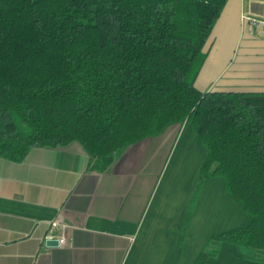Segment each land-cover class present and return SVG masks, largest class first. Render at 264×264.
<instances>
[{
	"label": "trees",
	"instance_id": "16d2710c",
	"mask_svg": "<svg viewBox=\"0 0 264 264\" xmlns=\"http://www.w3.org/2000/svg\"><path fill=\"white\" fill-rule=\"evenodd\" d=\"M225 2L0 0V156L78 140L103 171L126 145L188 121L207 156L185 228L204 179L220 176L252 219L210 240L253 246L260 257L242 264H264L263 121L241 92L194 84Z\"/></svg>",
	"mask_w": 264,
	"mask_h": 264
},
{
	"label": "crops",
	"instance_id": "0c3cea01",
	"mask_svg": "<svg viewBox=\"0 0 264 264\" xmlns=\"http://www.w3.org/2000/svg\"><path fill=\"white\" fill-rule=\"evenodd\" d=\"M243 16L264 19V0H226L194 84L241 92L264 124V37ZM206 156L185 120L126 145L103 171L88 167L78 140L30 147L20 161L0 156V264H194L215 247L204 264L260 257L210 240L252 219L220 176L204 179L185 228ZM60 236L63 245L45 244Z\"/></svg>",
	"mask_w": 264,
	"mask_h": 264
},
{
	"label": "built area",
	"instance_id": "2783aa9c",
	"mask_svg": "<svg viewBox=\"0 0 264 264\" xmlns=\"http://www.w3.org/2000/svg\"><path fill=\"white\" fill-rule=\"evenodd\" d=\"M242 19L248 22V24L252 27L255 35L259 37H264V19L247 17V16H243ZM56 241H57L56 244L63 245L64 244L63 236L56 238Z\"/></svg>",
	"mask_w": 264,
	"mask_h": 264
},
{
	"label": "water",
	"instance_id": "95a60500",
	"mask_svg": "<svg viewBox=\"0 0 264 264\" xmlns=\"http://www.w3.org/2000/svg\"><path fill=\"white\" fill-rule=\"evenodd\" d=\"M57 243L56 239L49 238L45 240V244L47 245H55Z\"/></svg>",
	"mask_w": 264,
	"mask_h": 264
}]
</instances>
